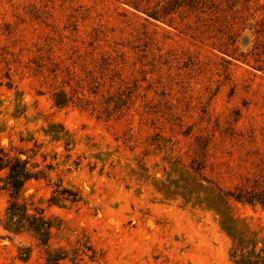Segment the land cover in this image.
Masks as SVG:
<instances>
[{"label": "rangeland", "instance_id": "374dc122", "mask_svg": "<svg viewBox=\"0 0 264 264\" xmlns=\"http://www.w3.org/2000/svg\"><path fill=\"white\" fill-rule=\"evenodd\" d=\"M0 148V264H264V0H0Z\"/></svg>", "mask_w": 264, "mask_h": 264}, {"label": "trees", "instance_id": "16d2710c", "mask_svg": "<svg viewBox=\"0 0 264 264\" xmlns=\"http://www.w3.org/2000/svg\"><path fill=\"white\" fill-rule=\"evenodd\" d=\"M62 100L63 99H59L57 103L61 104ZM55 138L58 139L60 136H55ZM33 151V149L29 148L21 152L30 154V152ZM28 162V159L22 160L18 156H11L0 148V171H5V174L0 176V183L2 182L0 188L8 191L11 197L9 206L7 207V220L9 225H16L18 227L28 226L30 229L37 232L42 243L46 244L50 238L52 223L45 218L42 210L35 213L29 212L26 205L19 204L17 200V197L28 180L46 176L41 169L38 171L30 169L28 167ZM37 166L38 165H34V167ZM49 167H51V165H49ZM57 185L59 195L53 197V202L61 205L65 204L64 202L66 201L71 203L77 202L78 195L75 191L68 188L60 189L59 187L61 185ZM231 195L237 199H239L240 196L239 193H231ZM62 258L63 255L58 253L49 254L47 264H61Z\"/></svg>", "mask_w": 264, "mask_h": 264}]
</instances>
